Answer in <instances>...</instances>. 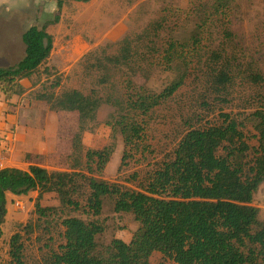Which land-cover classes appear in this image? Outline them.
Listing matches in <instances>:
<instances>
[{
	"label": "rangeland",
	"instance_id": "1",
	"mask_svg": "<svg viewBox=\"0 0 264 264\" xmlns=\"http://www.w3.org/2000/svg\"><path fill=\"white\" fill-rule=\"evenodd\" d=\"M0 0V67L15 64L24 55L22 33L31 25L46 24L53 37V49L47 60L23 80L24 90L6 98L0 92V155L2 166L27 169L37 164L50 171H76L125 188L139 189L147 173L171 157L181 137L194 127L219 125L222 113L239 123L250 146L246 166L259 148L251 113L264 111V0H224V12L211 14L218 0ZM58 14L59 20L51 22ZM206 19L199 53L184 84L165 102L143 117L144 131L136 147L125 148L120 134L114 150L102 171L86 169L87 149H100L111 141L107 124L114 108L102 104L96 120L81 133L82 150L74 154V137L79 129L78 113L54 111L38 94H60L76 88L84 93L99 89L93 67L102 52L113 54L125 36L135 37L148 29L147 62L134 63L113 71L117 91L131 77L136 85L160 91L173 78L159 60L170 38H186ZM231 32L227 38L225 30ZM149 40V42H147ZM142 43V42H140ZM213 50L225 53L220 67H226L230 83L221 93L212 82L210 55ZM147 57V56H146ZM142 58V57H141ZM93 66V65H92ZM215 66V65H214ZM136 72V73H134ZM141 119V118H140ZM127 150L124 163L122 158ZM78 210L63 207L56 192L38 191L12 196L7 194L6 213L0 223V264H10V238L20 233L25 264H51L54 253L64 242L61 220L76 216L102 226L97 242L102 247L113 238L128 242L138 227L131 213L115 212L114 199L105 197L101 213L88 212L83 196L78 197ZM48 210L45 216L36 213V202ZM252 204L264 218V181L258 187ZM149 264H177L155 251ZM264 264V263H262Z\"/></svg>",
	"mask_w": 264,
	"mask_h": 264
},
{
	"label": "trees",
	"instance_id": "2",
	"mask_svg": "<svg viewBox=\"0 0 264 264\" xmlns=\"http://www.w3.org/2000/svg\"><path fill=\"white\" fill-rule=\"evenodd\" d=\"M87 2L89 0H77ZM63 0H57L60 10ZM224 12V0H218L211 14ZM58 14L47 23L57 22ZM204 18L183 39L170 38L159 60L162 67L173 74L172 80L160 91L136 85L131 77L117 91L114 72L134 63L147 62L148 55L140 47L150 39L146 29L135 37L125 36L113 54L102 52L95 62L88 64L97 74L99 89L84 93L72 88L60 94L41 93L37 97L48 102L54 111L78 113L79 129L74 137V154L82 150L81 133L88 123L96 120L99 107L109 104L114 113L107 124L111 127V141L100 149H87L85 165L92 171H102L120 134L125 148L139 144L144 131L143 117L169 99L185 82L194 57L199 53ZM46 24L31 25L21 35L24 55L15 64L0 67V92L6 98L24 90L23 80L29 78L50 56L53 37ZM227 38L231 32L226 29ZM142 42V43H140ZM149 42V40H147ZM147 56V57H146ZM142 57V58H141ZM225 53L213 50L210 55L213 83L221 93L230 83L226 67H218ZM93 65V66H92ZM215 65V66H214ZM136 73V72H134ZM219 125L189 128L181 137L170 158L147 173L139 189L125 188L115 183L87 176L82 172L50 171L37 164L27 169L16 166L0 168V223L6 213V193L14 195L38 191V198L46 192H56L63 207L78 210L83 196L87 211L101 213L105 197L114 199L115 212L131 213L138 222L128 242L113 238L100 246L97 235L102 226L76 216L61 220L64 242L54 253L51 264H149L153 252H161L177 264H262L264 263V218L252 204L253 196L264 181V111L251 113L257 132L259 148L246 166L250 146L239 129L240 123L222 113ZM141 118V119H140ZM122 163L127 155L125 150ZM36 213L45 216L48 210L36 202ZM20 233L10 238V264H25L22 257Z\"/></svg>",
	"mask_w": 264,
	"mask_h": 264
},
{
	"label": "built area",
	"instance_id": "3",
	"mask_svg": "<svg viewBox=\"0 0 264 264\" xmlns=\"http://www.w3.org/2000/svg\"><path fill=\"white\" fill-rule=\"evenodd\" d=\"M3 166H2V157H1V155H0V168H2Z\"/></svg>",
	"mask_w": 264,
	"mask_h": 264
},
{
	"label": "crops",
	"instance_id": "4",
	"mask_svg": "<svg viewBox=\"0 0 264 264\" xmlns=\"http://www.w3.org/2000/svg\"><path fill=\"white\" fill-rule=\"evenodd\" d=\"M7 194H10L11 197H12V196H16V195H14V194H12V193L7 192V193H6V199H7Z\"/></svg>",
	"mask_w": 264,
	"mask_h": 264
}]
</instances>
